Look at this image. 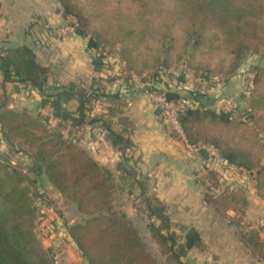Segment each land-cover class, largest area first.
Masks as SVG:
<instances>
[{
    "label": "trees",
    "instance_id": "16d2710c",
    "mask_svg": "<svg viewBox=\"0 0 264 264\" xmlns=\"http://www.w3.org/2000/svg\"><path fill=\"white\" fill-rule=\"evenodd\" d=\"M117 1L105 7L111 16L99 21L100 13L92 12L83 0H60L68 23L89 37V46L101 57L118 52L127 71L141 77L145 90L163 93L176 102L187 100L178 114L187 142L211 145L227 165L253 170L254 187L264 198V0ZM248 54L256 55L259 62L251 68L254 77L248 106L239 105L237 111L212 106L199 90L185 95L163 76L182 64L179 80L187 71L205 80L228 79ZM0 68L4 82L18 81L40 89L42 106L55 116L94 125L122 151L133 145L126 128L116 129L103 114L88 115L97 98L111 96L101 84L88 89L62 84L57 91H49V67L37 60L28 44L0 47ZM73 97L78 99L76 110L64 105ZM9 99L4 89L0 93L1 131L32 162L25 169L0 157V264H56L55 252L45 245L39 230V187L44 174L86 214L82 220L67 223V229L88 264H192L185 255L193 246L204 245L196 227L175 229L167 204L146 193L143 185L148 228L164 256L157 257L133 220L113 203L116 184L112 172L78 138L51 128L41 113L10 107ZM110 112L119 115L114 108ZM120 120L132 124L125 116ZM171 133L180 135L173 128ZM125 164L120 167L127 170ZM216 173L214 184L219 185ZM209 199L219 214L237 226L251 254L264 261V217L262 221L247 219L245 194L226 188L211 193ZM230 208L237 212L230 214Z\"/></svg>",
    "mask_w": 264,
    "mask_h": 264
},
{
    "label": "crops",
    "instance_id": "0c3cea01",
    "mask_svg": "<svg viewBox=\"0 0 264 264\" xmlns=\"http://www.w3.org/2000/svg\"><path fill=\"white\" fill-rule=\"evenodd\" d=\"M83 2L87 3V0ZM68 22L60 0H0V47L20 44L33 47L37 60L49 67V91H57L62 84H75L86 89L101 84L111 96L97 98L88 115L103 114L112 120L116 129L126 128L133 145L122 151L105 140L92 148L100 134L98 128L85 122L71 123L55 116L49 108L42 106L43 94L40 89L18 81L4 82L0 68V93L4 89L9 93V106L29 110L35 115L41 113L47 117L51 128L62 131L65 136L78 138L113 176L119 178L117 207L138 228L143 223L146 226L144 233L151 234L142 199L143 185L146 193L157 195L167 204V212L175 229L180 231L181 225L196 227L204 245L189 249L184 257L189 263L264 264L263 260L251 254L237 226L219 214L209 199L211 193L217 194L226 188L239 190L247 199L244 205L247 219L262 221L264 198L254 187V171L227 165L211 145H201L210 152V156L205 157L198 151L201 146L190 144L180 133L179 136L171 133V126L162 108L154 101L151 92L144 89L141 77L127 71L126 63L119 53L101 57L95 47L89 46L88 36L77 33L73 27L67 31L61 30ZM119 46L118 43L116 48ZM256 60L254 63L259 62ZM245 65L244 60L237 73L228 79L205 80L187 71L184 79L179 80L177 76L183 68L182 64L171 67L163 76L172 88L185 95L193 90L205 93L214 107L223 101H235L245 108L249 103V90L245 96L240 92L243 89L241 76ZM64 105L76 110L78 99L73 97ZM113 108L119 115L110 112ZM121 116H125L132 124L125 125L120 120ZM0 138L3 146L8 147L1 124ZM13 150L20 152L16 148ZM25 156L31 160L30 156ZM124 163L127 170L120 167ZM131 170L132 173H129ZM213 171L217 172L219 185L214 184ZM47 178L44 174L39 187L43 196L39 201L40 221L46 218L47 228L50 229L48 224L55 227L47 235L53 241L51 248L53 251L61 250L64 264H88L67 229V223H73L75 219L67 221L59 209V204L67 203V197ZM69 205L80 212L81 217L84 215L78 211L75 202L70 201ZM236 212L235 209H229L230 214Z\"/></svg>",
    "mask_w": 264,
    "mask_h": 264
},
{
    "label": "rangeland",
    "instance_id": "374dc122",
    "mask_svg": "<svg viewBox=\"0 0 264 264\" xmlns=\"http://www.w3.org/2000/svg\"><path fill=\"white\" fill-rule=\"evenodd\" d=\"M117 3H118L117 0H87L86 5L88 6V8L92 12L100 13L97 19L99 21H103L105 16H111L107 12V8H105V7L107 5H109V6L116 5ZM99 23H100V25H102L101 22H99ZM256 59H258V57L256 55H252V54H248L245 58L246 65L244 66V70L242 71V76H241V80L243 81V89L240 90V92L242 93V96H245L247 94L245 92L247 90H249L250 86L253 85V77L250 75V73H253V71L250 68H251V65L255 61H257ZM16 152L13 150V148L10 144L8 147L5 148L3 146V143L1 142V138H0V157H4V158L10 160L12 163H14L17 166L29 167L30 163L32 161L29 160L25 156V154H23V152L22 153L21 152L16 153ZM47 181H48V178H47ZM113 181L116 184V187L112 191L113 203L115 204L116 208L119 209V207H117V205H119V178L116 177V175H114ZM41 197H43V196H41ZM66 199H67L66 200L67 203L59 204V209H60V211H62V214L64 215V218L67 221L72 222L73 219H75L74 221H79L80 219L86 217L85 213L81 217L80 216L81 214L79 215L80 212H77L76 209H74L73 207H71L69 205L70 201H72V200H70L69 198H66ZM39 201L41 202V198L39 199ZM77 208H78V206H77ZM77 213H78V215H77ZM46 221H47L46 218L41 219L40 225H39V227H40L39 230H40V234L43 238L45 245L52 247L51 245H52L53 241L51 239H49L47 235H49L50 231L55 230V227L53 224H48L50 229L47 228L48 226H47ZM55 226L57 229V224H55ZM139 228H140V231L143 233L145 239L147 240L148 246L152 250V252L155 253L157 255V257H159L160 259H163L164 256L161 252L159 244L155 241V239L153 238V236L151 234L149 236L147 233H144L146 226L142 223L141 225H139ZM64 242L60 243L59 247H61V245H63ZM54 251H55V257H57V260H58V264H64V259L62 258V256H60L61 250L54 249Z\"/></svg>",
    "mask_w": 264,
    "mask_h": 264
},
{
    "label": "built area",
    "instance_id": "2783aa9c",
    "mask_svg": "<svg viewBox=\"0 0 264 264\" xmlns=\"http://www.w3.org/2000/svg\"><path fill=\"white\" fill-rule=\"evenodd\" d=\"M73 26L67 24L61 27V30L67 31L69 28ZM251 76L254 77V72L251 73ZM151 96L153 97L154 101L162 108L168 123L170 124L171 128L178 131V133L184 135L182 130L181 124L178 120L179 111L182 110L186 104L187 100H182L179 102L169 100L163 93L151 92ZM219 109H223L226 111H237L239 108V104L235 101H223L218 106ZM106 139L104 135L100 132L98 138L92 145V148H95L96 144L104 142ZM56 264H58L57 257L55 259Z\"/></svg>",
    "mask_w": 264,
    "mask_h": 264
},
{
    "label": "water",
    "instance_id": "95a60500",
    "mask_svg": "<svg viewBox=\"0 0 264 264\" xmlns=\"http://www.w3.org/2000/svg\"><path fill=\"white\" fill-rule=\"evenodd\" d=\"M249 117H252V114H250ZM198 151L200 153H202L205 157H209L210 156V152H209V150H208V148L206 146L199 147Z\"/></svg>",
    "mask_w": 264,
    "mask_h": 264
}]
</instances>
